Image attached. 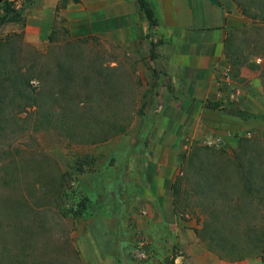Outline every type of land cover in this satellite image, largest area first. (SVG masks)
Here are the masks:
<instances>
[{"label":"rangeland","instance_id":"obj_1","mask_svg":"<svg viewBox=\"0 0 264 264\" xmlns=\"http://www.w3.org/2000/svg\"><path fill=\"white\" fill-rule=\"evenodd\" d=\"M73 2L79 0H67L65 7L60 1L52 33L40 43L28 40L24 27L0 25V61L17 82L5 89L14 101L1 109L7 121L0 123V243L8 247L2 257L13 254L25 264H113L107 254L120 246L135 264H186V254L154 241L159 227L152 224L150 205L162 195L151 192L146 175L161 171L172 191L186 170L181 155L204 156L200 148L206 146L231 154L239 140H251L249 153L264 158V86L252 67L264 62V25L247 18L235 28L228 57L214 65L215 94L210 80H203L200 93L190 96L193 82L175 80L168 68L181 49L170 48L144 12L147 31L129 38L136 47L124 48L119 40L111 50L105 38L72 37L61 13ZM192 75L199 71L190 67ZM21 80L38 100L18 94L29 91ZM206 100L222 107L208 109ZM248 105L256 117L232 114ZM190 113L198 115L196 122L188 120ZM23 199L30 208L19 216ZM182 201L188 202L185 195ZM189 211L183 219L174 209L179 226L200 228L203 215ZM258 218L264 220V213ZM166 227L173 232L169 222ZM141 238L149 240L141 248L146 258L133 256ZM199 254L198 264H264L261 255L230 261ZM177 255H183L179 263Z\"/></svg>","mask_w":264,"mask_h":264},{"label":"crops","instance_id":"obj_2","mask_svg":"<svg viewBox=\"0 0 264 264\" xmlns=\"http://www.w3.org/2000/svg\"><path fill=\"white\" fill-rule=\"evenodd\" d=\"M18 5L22 4L20 0ZM61 0H33L31 6L25 14L23 23L9 22L15 29L24 27L28 40L34 43H40L42 40L49 39L58 12V4ZM154 9L157 25L156 28L161 36L168 37L172 44L168 46L172 49H181L182 56L178 61L173 57L168 62L170 74L175 80L181 78L193 82L191 84L190 96L200 93L201 82L210 80L213 94H215L214 83L217 72L214 71V65L224 59L226 54V44L233 30L243 25L247 17L241 12L234 0H148ZM63 11V9H61ZM61 11V12H62ZM66 15L69 20L72 37L75 39L105 38L106 47L115 50L119 47L115 43L121 40L124 48L136 46L131 45L129 38L142 37L143 32L148 29V24L139 9L136 0H79L78 3H70L61 13ZM125 32V33H124ZM127 34H131L128 37ZM160 36V37H161ZM102 41V40H101ZM178 56V55H175ZM179 65V66H177ZM195 72L199 71V76L188 77V68ZM204 70L206 74L202 71ZM194 91L195 93H193ZM187 95V94H185ZM213 99V96H210ZM208 100H206L207 102ZM205 102V106H206ZM180 105L190 102L180 100ZM254 110L258 105L254 104ZM252 106L245 107L248 112H252ZM206 108H208L206 106ZM181 109H183L181 107ZM210 109V108H208ZM190 110V109H189ZM214 110V109H211ZM217 110V109H216ZM189 116V121L194 123L198 120V115ZM240 117V116H239ZM188 121V122H189ZM148 186L151 192L162 195L158 200L153 196L150 207L154 215H151L152 224L159 227V232H155L154 241L168 242V246L180 250L182 254L188 257L186 264H198L200 252L201 258L215 260L214 252L210 251L206 244L199 238L194 230L183 228L181 219L174 212L173 192L166 186V181L161 171L148 170L146 175ZM153 179V182H151ZM165 184V185H164ZM147 186V187H148ZM167 187V188H166ZM151 221V220H150ZM170 223V230L167 232L166 224ZM161 229V231H160ZM111 237V236H110ZM108 237V240H110ZM124 241L127 240L124 236ZM102 251V250H101ZM104 251V250H103ZM116 254V257L114 256ZM124 248L118 246L109 249L107 256H112L113 264H135L126 258ZM106 255L102 252L101 263H105ZM183 255L176 256V263H179ZM208 264V261H204Z\"/></svg>","mask_w":264,"mask_h":264},{"label":"trees","instance_id":"obj_3","mask_svg":"<svg viewBox=\"0 0 264 264\" xmlns=\"http://www.w3.org/2000/svg\"><path fill=\"white\" fill-rule=\"evenodd\" d=\"M20 1H22L20 6L19 1L4 0L1 3L0 25L24 21L27 7L33 0ZM136 1L150 25L156 26L155 12L150 2ZM234 1L252 24L264 25V0ZM62 5L65 7L67 0H62ZM229 39L225 51L227 57ZM7 66L0 61V123L3 120L7 121L6 117H2L4 115L1 110L2 104L14 101V97L8 100L5 89L17 86L15 79L7 74L9 73L5 69ZM252 67L260 71L264 86V62L253 64ZM22 84H25V88H29L24 81ZM18 94L34 102L38 100L30 90L26 92L20 90ZM206 106L216 110L222 107V104L208 100ZM232 114L245 119L256 117L254 113L244 110H233ZM120 131H125V128H121ZM252 146L251 140H239L231 154L225 150L212 152V148L206 146L200 148L204 156L195 152L191 156L185 154L179 157L181 167H184L185 163L187 166L172 184L174 209L183 219L186 218L188 209L195 214L203 215L202 226L195 228V232L207 248L220 259L238 261L264 256V220L258 218V213H264V158L250 154L249 152L253 151ZM184 195L188 199L186 204L182 201ZM21 202H24L25 211L19 216H25L30 205L25 199ZM7 248L5 244L0 243V264H5L6 259L10 264L26 263L20 262L16 255L9 253L4 259L3 249Z\"/></svg>","mask_w":264,"mask_h":264},{"label":"built area","instance_id":"obj_4","mask_svg":"<svg viewBox=\"0 0 264 264\" xmlns=\"http://www.w3.org/2000/svg\"><path fill=\"white\" fill-rule=\"evenodd\" d=\"M240 94V90H237V93L236 94H232V97H236L239 96ZM143 213L146 214L145 211H143ZM149 245V240L146 239V238H141L140 239V242H139V247L134 251L133 253V256H136L138 258H146L147 257V254L141 249L143 246H148Z\"/></svg>","mask_w":264,"mask_h":264},{"label":"water","instance_id":"obj_5","mask_svg":"<svg viewBox=\"0 0 264 264\" xmlns=\"http://www.w3.org/2000/svg\"><path fill=\"white\" fill-rule=\"evenodd\" d=\"M4 0H0V4L3 2Z\"/></svg>","mask_w":264,"mask_h":264}]
</instances>
